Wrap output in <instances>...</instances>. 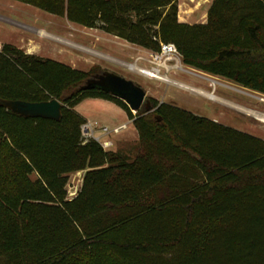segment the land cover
<instances>
[{
	"label": "trees",
	"instance_id": "16d2710c",
	"mask_svg": "<svg viewBox=\"0 0 264 264\" xmlns=\"http://www.w3.org/2000/svg\"><path fill=\"white\" fill-rule=\"evenodd\" d=\"M153 53L175 46L183 65L264 95V0H214L204 24L178 19V0H12ZM89 73L0 52V99L58 100L62 118L0 106V264H264V141L167 104L133 116L84 90ZM87 99L126 112L133 159L85 138ZM85 171L68 198L71 174Z\"/></svg>",
	"mask_w": 264,
	"mask_h": 264
},
{
	"label": "rangeland",
	"instance_id": "374dc122",
	"mask_svg": "<svg viewBox=\"0 0 264 264\" xmlns=\"http://www.w3.org/2000/svg\"><path fill=\"white\" fill-rule=\"evenodd\" d=\"M213 1L178 0L179 21L189 25L206 23ZM1 41H9L12 43L10 45L26 54L89 73L90 78L109 72L134 82L146 92L145 103L139 112H151L147 107H152L153 101L164 103L264 141V125L254 117L264 115L262 95L186 67L178 54L168 60L163 58L157 65L152 58L153 52L100 30L71 24L64 18L12 0H0V44L3 48L7 44ZM131 67L138 70H132ZM153 69L161 80L138 72ZM75 111L86 120L83 126L85 138L111 143V147L104 150L119 153L131 160L140 152L134 119L128 118V122V116L123 110L87 99ZM137 113L132 112V115L135 117ZM119 125L122 126L114 128ZM105 126L114 132L104 135L101 129ZM90 129L93 132L88 134L86 130ZM85 173L78 172L68 177L67 194L79 192ZM88 264L137 263L106 255L95 262L89 258Z\"/></svg>",
	"mask_w": 264,
	"mask_h": 264
},
{
	"label": "water",
	"instance_id": "95a60500",
	"mask_svg": "<svg viewBox=\"0 0 264 264\" xmlns=\"http://www.w3.org/2000/svg\"><path fill=\"white\" fill-rule=\"evenodd\" d=\"M98 88L112 97L124 102L132 112H139L146 99V92L132 81L113 73L105 72L91 80L83 87L84 90ZM0 106L24 118H42L60 121L63 104L58 100L30 103L24 101H5L0 99ZM151 111L152 107L148 106Z\"/></svg>",
	"mask_w": 264,
	"mask_h": 264
},
{
	"label": "built area",
	"instance_id": "2783aa9c",
	"mask_svg": "<svg viewBox=\"0 0 264 264\" xmlns=\"http://www.w3.org/2000/svg\"><path fill=\"white\" fill-rule=\"evenodd\" d=\"M1 51H2V46L0 44V52ZM175 54H178V53H177V50H176V48H175L174 45H172V44H167V45L163 44V45H161L160 52L154 53L152 55V58H153L154 63L157 64V65H159L162 62L163 58H167V60H168V59H170ZM147 72H153L154 73L155 72V69H153L151 71H147ZM261 100L264 102V95L261 96ZM254 117L261 124L264 125V115H254ZM86 131H87L88 134H90V132L91 133L93 132L91 129L89 131L88 130H86ZM117 131H118V129H116V133H117ZM83 132H84V127H83ZM101 132L104 135H107V134H111L112 132H114V130H109L108 128H103V129H101ZM91 135H94V134H91ZM99 143L102 145V147L104 149H106L108 147H111V143H109V142H104V143L99 142ZM76 195H77V192H70L68 194V198L73 199L74 197H76Z\"/></svg>",
	"mask_w": 264,
	"mask_h": 264
},
{
	"label": "crops",
	"instance_id": "0c3cea01",
	"mask_svg": "<svg viewBox=\"0 0 264 264\" xmlns=\"http://www.w3.org/2000/svg\"><path fill=\"white\" fill-rule=\"evenodd\" d=\"M3 44L5 43V44H12V43H10L9 41H1ZM89 100H93V101H95V102H99V103H106V104H110V105H113V107L114 108H118V109H121V108H119L118 106H116L115 104H113V103H111V102H108V101H104V100H95V99H89ZM122 110V109H121ZM125 112V111H124ZM126 113V112H125ZM127 119H128V117H127ZM128 122H129V119H128ZM91 123H94V124H99L98 122H91ZM123 125V124H122ZM122 125H119V126H116V127H114V128H117V127H120V126H122ZM106 128H107V126H105Z\"/></svg>",
	"mask_w": 264,
	"mask_h": 264
},
{
	"label": "flooded vegetation",
	"instance_id": "af4514ba",
	"mask_svg": "<svg viewBox=\"0 0 264 264\" xmlns=\"http://www.w3.org/2000/svg\"><path fill=\"white\" fill-rule=\"evenodd\" d=\"M97 76H99V75L92 76L90 79H88V81L86 82L85 85H87V83H88L89 81L96 79ZM133 83H134V82H133ZM135 85H136V84H135ZM87 91H97V92H101V93H104V94L109 95L110 97H112L110 94L104 92L103 90H100V89H98V88H95V87L90 88V89H88ZM112 98H114V97H112ZM115 99H116V98H115ZM95 100H101V99H95ZM118 100H119V99H118ZM152 111H153V109H152ZM152 111H151V112H152Z\"/></svg>",
	"mask_w": 264,
	"mask_h": 264
},
{
	"label": "bare ground",
	"instance_id": "6f19581e",
	"mask_svg": "<svg viewBox=\"0 0 264 264\" xmlns=\"http://www.w3.org/2000/svg\"><path fill=\"white\" fill-rule=\"evenodd\" d=\"M132 68V70H138V69H136L135 67H131ZM138 72H140L141 74H143V75H145V76H147V77H151V78H155V79H159V80H161V78L160 77H157L153 72H147V71H138ZM202 94V93H201ZM205 94V93H204ZM206 95V94H205Z\"/></svg>",
	"mask_w": 264,
	"mask_h": 264
}]
</instances>
